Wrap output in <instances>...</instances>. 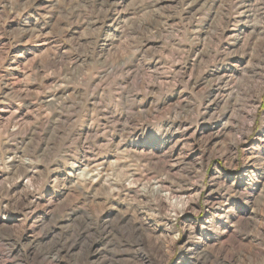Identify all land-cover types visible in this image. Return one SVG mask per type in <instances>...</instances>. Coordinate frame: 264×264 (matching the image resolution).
Listing matches in <instances>:
<instances>
[{"label":"rangeland","instance_id":"rangeland-1","mask_svg":"<svg viewBox=\"0 0 264 264\" xmlns=\"http://www.w3.org/2000/svg\"><path fill=\"white\" fill-rule=\"evenodd\" d=\"M0 264H264V0H0Z\"/></svg>","mask_w":264,"mask_h":264}]
</instances>
